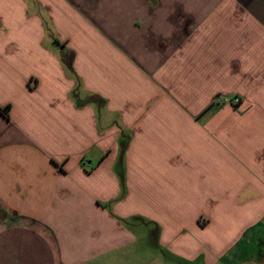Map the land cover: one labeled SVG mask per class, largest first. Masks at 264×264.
Segmentation results:
<instances>
[{
  "label": "crops",
  "instance_id": "obj_1",
  "mask_svg": "<svg viewBox=\"0 0 264 264\" xmlns=\"http://www.w3.org/2000/svg\"><path fill=\"white\" fill-rule=\"evenodd\" d=\"M6 106L0 264H241L264 232V0H0Z\"/></svg>",
  "mask_w": 264,
  "mask_h": 264
},
{
  "label": "rangeland",
  "instance_id": "obj_2",
  "mask_svg": "<svg viewBox=\"0 0 264 264\" xmlns=\"http://www.w3.org/2000/svg\"><path fill=\"white\" fill-rule=\"evenodd\" d=\"M33 6L35 8L37 5L34 4ZM52 37H54V31L51 25H48L46 27V41ZM148 248L154 249L155 264H220L218 261H214L213 254L206 252L198 254L196 258L193 257L192 259L179 258L177 254L167 250L158 238H150ZM241 264H264V232L254 239L246 253V261Z\"/></svg>",
  "mask_w": 264,
  "mask_h": 264
},
{
  "label": "built area",
  "instance_id": "obj_3",
  "mask_svg": "<svg viewBox=\"0 0 264 264\" xmlns=\"http://www.w3.org/2000/svg\"><path fill=\"white\" fill-rule=\"evenodd\" d=\"M224 102L226 103H230L232 106L234 107H238V105L241 103V99L238 96H234V97H226L224 99Z\"/></svg>",
  "mask_w": 264,
  "mask_h": 264
},
{
  "label": "trees",
  "instance_id": "obj_4",
  "mask_svg": "<svg viewBox=\"0 0 264 264\" xmlns=\"http://www.w3.org/2000/svg\"><path fill=\"white\" fill-rule=\"evenodd\" d=\"M9 109H10V106H6L4 108L0 107V113H2V115H4L5 117H8Z\"/></svg>",
  "mask_w": 264,
  "mask_h": 264
}]
</instances>
